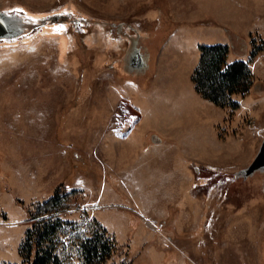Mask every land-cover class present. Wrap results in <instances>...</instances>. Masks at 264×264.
I'll return each mask as SVG.
<instances>
[{
  "label": "rangeland",
  "instance_id": "1",
  "mask_svg": "<svg viewBox=\"0 0 264 264\" xmlns=\"http://www.w3.org/2000/svg\"><path fill=\"white\" fill-rule=\"evenodd\" d=\"M0 13L22 26L0 38V264H29V213L52 195L62 219L113 239L102 264H264V165L244 173L264 151V0H0ZM211 43L251 70L237 109L194 89Z\"/></svg>",
  "mask_w": 264,
  "mask_h": 264
},
{
  "label": "trees",
  "instance_id": "2",
  "mask_svg": "<svg viewBox=\"0 0 264 264\" xmlns=\"http://www.w3.org/2000/svg\"><path fill=\"white\" fill-rule=\"evenodd\" d=\"M228 46L200 44L191 81L195 91L221 108L237 109L235 96L246 95L253 86L249 65L227 61ZM63 195H52L29 213L32 222L20 247L29 264H102L115 251V242L97 222L86 231L79 223L58 214L66 208Z\"/></svg>",
  "mask_w": 264,
  "mask_h": 264
},
{
  "label": "water",
  "instance_id": "3",
  "mask_svg": "<svg viewBox=\"0 0 264 264\" xmlns=\"http://www.w3.org/2000/svg\"><path fill=\"white\" fill-rule=\"evenodd\" d=\"M22 31V26L20 24H16L7 18L5 15L0 13V38L3 37H13L17 34H20ZM264 165V151H260L259 158L254 161V164L248 169L245 170L244 173L248 174L254 169Z\"/></svg>",
  "mask_w": 264,
  "mask_h": 264
},
{
  "label": "crops",
  "instance_id": "4",
  "mask_svg": "<svg viewBox=\"0 0 264 264\" xmlns=\"http://www.w3.org/2000/svg\"><path fill=\"white\" fill-rule=\"evenodd\" d=\"M211 44H215V43H211ZM128 89L130 90V87H128ZM135 110H137V112L139 113V114H141L140 113V111H138V109H136L135 108ZM168 121L167 122H169V120H171V117H169L168 119H167ZM123 151H128L129 152V150H123ZM118 154H120V152L118 153ZM127 156V157H126ZM124 158L122 159L123 161H124V159L126 158V159H128V160H130L131 162H133V164H134V161L132 160V159H130V157H128V155H126L125 153H124V156H123ZM118 162L120 163V161L118 160ZM118 169H119V171L121 172H119V176H123V175H125V173H129L131 170H133L132 168H124V166H120V164L118 165ZM129 169V170H128ZM135 171H136V169L135 170H133L132 172L133 173H135ZM127 176H129V175H127ZM132 181H135V179H133V176L130 178Z\"/></svg>",
  "mask_w": 264,
  "mask_h": 264
},
{
  "label": "snow or ice",
  "instance_id": "5",
  "mask_svg": "<svg viewBox=\"0 0 264 264\" xmlns=\"http://www.w3.org/2000/svg\"><path fill=\"white\" fill-rule=\"evenodd\" d=\"M19 11V10H17ZM57 31L63 30L62 26L56 29Z\"/></svg>",
  "mask_w": 264,
  "mask_h": 264
}]
</instances>
